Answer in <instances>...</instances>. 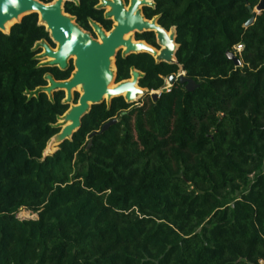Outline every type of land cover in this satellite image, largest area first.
<instances>
[{
    "label": "trees",
    "instance_id": "1",
    "mask_svg": "<svg viewBox=\"0 0 264 264\" xmlns=\"http://www.w3.org/2000/svg\"><path fill=\"white\" fill-rule=\"evenodd\" d=\"M152 2L142 13L175 28L176 63L119 51L114 64L116 82L136 69L156 100L92 105L47 155L69 105L38 88L74 66L39 63L38 41L54 43L35 13L0 32V264H264V10L245 26L258 0ZM98 3L64 10L109 31ZM135 39L158 47L153 32ZM180 68L194 90L164 88Z\"/></svg>",
    "mask_w": 264,
    "mask_h": 264
},
{
    "label": "water",
    "instance_id": "2",
    "mask_svg": "<svg viewBox=\"0 0 264 264\" xmlns=\"http://www.w3.org/2000/svg\"><path fill=\"white\" fill-rule=\"evenodd\" d=\"M69 0H53L42 2L40 0H0V32L8 33L10 27L19 22L23 16L35 13L38 21L48 31L56 48H52L45 40L38 41L37 45L42 52L40 57L47 60L42 63L48 66H56L64 70L69 65V60L74 58V69L66 80H56L50 73L45 74L47 85L38 88L48 97L54 91L62 90L65 94L64 102L70 106L57 123L59 131L52 135L47 145H54L52 154L62 142L71 139L73 133L80 127L82 117L94 104L109 103L114 97H123L126 102L132 103L137 95L149 93L155 101L159 92L148 91L138 86L140 72L136 69L130 71V78L115 81V56L121 51L123 55L138 52H147L157 61L176 63L175 53V28L164 29L157 22V17L151 19L144 17L142 7L152 5V0H129L125 4L123 0H99L98 7L106 9L104 16L111 19L114 24L106 31L99 23L91 21L92 30L98 38L92 37L82 29L75 18L65 12L64 3ZM251 17L245 24L251 23L257 14L264 10V0H258L251 8L247 7ZM11 22L7 31L5 26ZM153 32L159 49L149 45L143 40L133 39L129 33ZM240 51V50H239ZM226 57L233 60L235 66L240 61L231 52H226ZM166 81L169 87L176 81L184 84L186 91L195 89V82L186 77L185 71L180 68L176 73L170 74ZM79 87L80 95L76 103L73 102L72 93ZM72 101V102H71ZM116 122L110 119L104 123L98 131L89 134L90 139L96 133H102ZM91 141L88 140L89 147ZM47 155V154H44Z\"/></svg>",
    "mask_w": 264,
    "mask_h": 264
},
{
    "label": "rangeland",
    "instance_id": "3",
    "mask_svg": "<svg viewBox=\"0 0 264 264\" xmlns=\"http://www.w3.org/2000/svg\"><path fill=\"white\" fill-rule=\"evenodd\" d=\"M143 8V7H142ZM104 11L105 10H107V8L106 9H103ZM113 24H114V22H113ZM112 24V25H113ZM90 35H92V37H94V38H98L97 37V35H96V33L92 30V34H90ZM131 35V37L134 39L135 38V35L136 34H133V33H131L130 34ZM156 41V40H155ZM50 47H52V48H56V43H54V46H51L50 44H48ZM155 48H157V49H159V46L158 47H155ZM240 50V47H237V51H239ZM41 52H42V50H41ZM40 52V53H41ZM121 52V51H120ZM40 53H38L37 54V58H38V61H39V63H44L46 60H47V58H45V57H40L39 56V54ZM122 53V52H121ZM73 61H74V58H72V59H70L69 60V63L71 62L72 64H73ZM164 88H169V84H168V82L166 81V78H165V80H164ZM158 92V91H157ZM75 93H77L78 95H80V90H79V87H77L76 88V91H73V93H72V98L74 99V97H75ZM64 98H65V94H64ZM64 98H63V100H64ZM140 100H142V95H137L136 96V100L134 101V102H137V101H140ZM72 102V101H71ZM69 106H70V103L68 104ZM62 116V115H61ZM61 116H59L58 118H57V123H60V120H61ZM48 146V145H47ZM43 154H50V153H47V152H45V151H43ZM17 215L19 216V217H26V218H30V217H34V215H32L30 212H28L27 210H25L24 208H21L19 211H18V213H17Z\"/></svg>",
    "mask_w": 264,
    "mask_h": 264
},
{
    "label": "bare ground",
    "instance_id": "4",
    "mask_svg": "<svg viewBox=\"0 0 264 264\" xmlns=\"http://www.w3.org/2000/svg\"><path fill=\"white\" fill-rule=\"evenodd\" d=\"M11 24V22H8L5 26V31H7L9 25ZM131 33L127 34L125 37H127L128 35H130ZM54 150V145H48L45 147L44 151L47 153H51Z\"/></svg>",
    "mask_w": 264,
    "mask_h": 264
},
{
    "label": "flooded vegetation",
    "instance_id": "5",
    "mask_svg": "<svg viewBox=\"0 0 264 264\" xmlns=\"http://www.w3.org/2000/svg\"><path fill=\"white\" fill-rule=\"evenodd\" d=\"M124 1V0H123ZM125 2V1H124ZM129 0L127 2H125V4H128Z\"/></svg>",
    "mask_w": 264,
    "mask_h": 264
}]
</instances>
